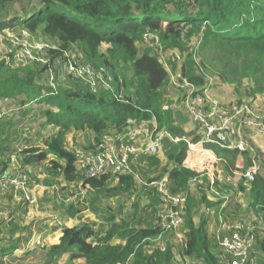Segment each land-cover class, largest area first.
Returning a JSON list of instances; mask_svg holds the SVG:
<instances>
[{
  "label": "trees",
  "instance_id": "obj_1",
  "mask_svg": "<svg viewBox=\"0 0 264 264\" xmlns=\"http://www.w3.org/2000/svg\"><path fill=\"white\" fill-rule=\"evenodd\" d=\"M16 1L0 0V31L8 25H18L33 35H43L57 46L46 49L47 61L43 66L38 61L11 66L6 60H0V101L20 99L22 105L32 101L46 105L44 126L56 129L44 138L42 145L21 150L23 162L45 161L43 163L66 183L78 182L106 196L131 197L138 190L135 161L147 162L146 171L157 169L155 176L146 177L148 185L152 186V192L149 189L148 195H143L148 202L132 198V214L125 215L119 222L112 216L104 230L98 231L85 223L64 226L58 241L44 246L47 261L67 253L69 260L83 258L85 264H124L128 260L129 264H172V233L159 237L155 213L161 199L157 197V186L151 184L166 176L170 193L186 195V201L180 205L183 223L179 255L198 259L202 264H224L211 247L208 218L201 215L198 222L195 220L198 201L190 195V178L194 174L183 167L187 156L184 141L174 143L164 139L162 150L131 160L133 172L130 174L108 172L99 177H86L78 167L74 150L66 147L64 135L67 131L83 132L87 137L83 148H91L105 134L127 140L131 123L139 125L146 121L149 128L156 126L157 130L165 128L173 135H188V130L173 118L172 101L164 93L170 81L169 72L157 49L143 40L146 32L159 38L164 52L174 50L184 55V62L179 66L172 62V68L198 89L207 83V78L200 72L203 61L196 62L193 58V48L185 52L193 36H198L203 51L217 52L215 62L222 65L219 71L222 81L238 88L246 80L248 97L264 92V0H39L36 7H23L21 14L10 16L9 8ZM103 43L109 44L110 58L100 52ZM72 49L80 52L85 62L102 65L106 70L109 67L113 70L120 63L130 75L123 73L118 80L114 74L117 88L113 91L111 88L94 91L89 84L83 86L80 82L56 89L40 84L37 78L42 71L53 66L56 59H65V53ZM121 87L123 96H120ZM164 105H168V109H163ZM5 120L2 118L0 124ZM194 136L193 141L200 137ZM7 140L0 132V143ZM2 149L0 146V153ZM161 151L165 159L163 167L160 166ZM237 153L239 150L220 152L231 168H234ZM7 170L8 164L4 162L0 178ZM10 176L5 173V177ZM250 184L248 204L262 224L251 257L264 264V178L256 176ZM245 188L240 182L239 189ZM200 193L199 202L208 205L221 202L208 199L204 190ZM79 210L72 207L69 214L73 216ZM160 238L162 241L158 242ZM20 241L21 238L0 248V256L18 249Z\"/></svg>",
  "mask_w": 264,
  "mask_h": 264
},
{
  "label": "rangeland",
  "instance_id": "obj_2",
  "mask_svg": "<svg viewBox=\"0 0 264 264\" xmlns=\"http://www.w3.org/2000/svg\"><path fill=\"white\" fill-rule=\"evenodd\" d=\"M38 3L39 0H18L9 8V14L10 16L18 13L21 14L23 7L27 9L34 8ZM22 29L18 25H8L6 29L0 31V60H6L11 66H23L31 62L26 58L25 53L21 55L22 49L20 51V48L23 43L26 49L31 48L32 54L36 55V59L32 61H38L42 63L40 66H43L47 61V57L44 56L46 49L57 46H55L53 41L41 34L33 35L27 30L25 33H22ZM153 42L148 40V44L150 45H153ZM199 42L198 36H193L185 52L187 54L193 48L194 60L196 62L203 61L204 67L200 72L207 80H212L214 85L211 87V93L220 103L227 105L238 100H240L239 102L251 103L264 102V92L256 94L254 98L247 96L249 83L246 80L238 88L233 83L222 81L219 77L222 65H217L218 63L215 62L217 52L214 50L203 51L199 46ZM143 45H140V47L144 48ZM40 46H43L44 49H38ZM107 48H109V44H101L100 52L110 58L107 54ZM164 53L165 57L163 60L166 68L169 72L175 73L171 63L175 62L176 66H179L184 62V55L174 50ZM79 64H90L94 67L95 71L91 72L87 69H82L79 67ZM99 67L105 71L100 72ZM99 67L85 62L82 54L72 49L65 53V59H56L53 66L46 71H42L37 81L42 85L55 89L58 86L70 87L74 83L80 82L83 86L89 84L90 89L94 91L100 88H111L110 90L113 91L117 88L114 74H116L118 80H121L123 73L126 76L130 75V72L128 70L125 71L120 63H117L113 70L110 67L106 70L102 65ZM167 83L164 93L172 101L173 118L177 123L183 124L185 131L188 130V135L186 134V136L194 138L196 134L195 125L186 113L184 105L178 104L177 100H175L177 92L179 94L180 90L172 83ZM236 90H238V93H236ZM123 95L124 88L121 87L120 96ZM45 108H47L46 105L37 104L34 101L25 105L21 104L20 99L0 101V122L2 118L6 119L3 125L0 124V132L3 138H8L7 141L0 143V146H3L0 153V168H2L4 162H7L8 175L20 173L26 177V185L23 190L13 186L9 182H3L0 185V248L9 246L21 238V241L18 242V249H15L11 254L0 256V264H85L83 258H77L73 261L69 260L67 253H63L48 262L44 246L57 242L61 235V229L64 226L85 223L98 231L104 230L112 216H115V222H119L125 215L132 214V201L142 198L143 201L148 202V198L143 197V195H148L149 189L152 192V186L148 185L146 177L155 176L157 169L148 168L146 171L148 163L141 160L135 161L138 190L131 197L122 194L118 196H106L87 185L82 186L78 182L66 183L61 175L56 174L44 164L46 163L45 161H43L44 163L39 162L34 164L24 163L21 150L26 146L42 145L44 138L50 132L56 130L51 125L44 126L45 116L43 115V110ZM131 124V132L137 129L152 130V128L148 127V121L139 125L135 123ZM64 138L65 145L70 150L87 145V137L84 136L83 132L67 131ZM260 142V145L254 146V150L251 152L237 153L236 162L232 170L228 164L226 166V161H223L221 154L214 152L211 145L208 146L209 144H214V146L219 147L216 143L196 146L189 151L190 153H187L188 155H192L190 166L196 170V173L191 175V178L196 179H190V195L198 201L195 220L198 222V218L201 215L208 218L207 231L213 252L217 255L223 254L224 250L216 244L217 241L212 232L218 227L220 219L228 220L233 225L241 223L246 229L256 227V234L260 233L262 224L248 204L247 196L249 189L247 188L251 184L246 182L242 176V172L250 166H255V176L264 178V140L262 139ZM219 149L221 151L220 147ZM159 150H162V144ZM159 155L162 159L160 166L163 167L165 159L162 151ZM214 155L216 159L213 158ZM50 157L53 156L50 155ZM200 158H203L204 162L199 161ZM199 164L202 167H198ZM143 171L146 172L147 176L142 173ZM7 172L2 174L0 180L4 179L3 177H5V173L7 174ZM210 178L216 181H213L211 184L209 183ZM240 182L246 187L244 190L239 189ZM202 190H204L206 197L211 201L217 203L220 200L219 206L223 203L222 200H226L224 208L229 212L227 218L223 214L226 210L224 212L223 210L220 211L221 207L217 208V204L208 205L205 202H199ZM151 195L153 196V194ZM27 198L30 199V202L27 201ZM72 207L80 209L73 216L69 214ZM181 230L180 227L170 237L174 251L173 264H202L198 259L181 257L179 255V249L182 245ZM161 237L163 238V234ZM162 238L157 239V241H162ZM159 245L161 246L162 243ZM223 262L224 264H230L229 261Z\"/></svg>",
  "mask_w": 264,
  "mask_h": 264
},
{
  "label": "built area",
  "instance_id": "obj_3",
  "mask_svg": "<svg viewBox=\"0 0 264 264\" xmlns=\"http://www.w3.org/2000/svg\"><path fill=\"white\" fill-rule=\"evenodd\" d=\"M21 31L25 33L26 30L22 29ZM143 40L154 41L150 46L157 49L161 58L165 57L162 43L158 37L146 32L143 34ZM25 47L22 43L21 55L25 53L28 60H35L36 55L32 54L31 48L26 49ZM40 48L44 49L43 46L38 47V49ZM79 67L91 72L95 71L90 64H79ZM99 70L100 72L105 71L103 68ZM169 79L170 83L182 92V104L195 125V133L200 135V138L193 142L189 136H176L165 128L157 130L156 126L151 131L147 128V131L144 129L132 131L127 140L121 137L115 139L112 135L105 134L98 143L94 142L91 148L80 147L74 150L78 167L84 176L99 177L108 172L130 174L133 172L131 160L155 153L161 148L164 139H169L174 143L184 141L187 153H190L189 151L196 146H203L207 143H216L221 150L235 149L242 153L251 152L254 150V146L260 145V140H264V102L236 101L224 105L211 93L213 84L211 79L207 80V83L200 89L190 83L179 71L169 72ZM163 109H168V105H164ZM138 134L139 138L137 139L136 135ZM188 165L190 166V163L187 158L183 162V167L188 169ZM255 171V166H250L242 172L243 179L250 183L256 177ZM3 178L0 180V185L3 182H9L22 190L25 188L26 177L23 174L18 173L9 178ZM212 179L210 178V181ZM210 181L209 183L212 184L216 180ZM151 184L157 186L161 199L160 207L155 213L160 237L164 233L174 232L181 227L183 212L180 205L186 201V195L170 193L166 176ZM224 198L226 197L224 196ZM27 199L30 202V199ZM225 203L224 201L222 206ZM219 215L221 214L219 213ZM212 234L216 238V244L224 250L223 254L217 255L222 261H229L230 264H260L251 257V250L256 244V227L246 229L241 223L233 225L228 220L220 219L218 227ZM124 264H129V260Z\"/></svg>",
  "mask_w": 264,
  "mask_h": 264
},
{
  "label": "crops",
  "instance_id": "obj_4",
  "mask_svg": "<svg viewBox=\"0 0 264 264\" xmlns=\"http://www.w3.org/2000/svg\"><path fill=\"white\" fill-rule=\"evenodd\" d=\"M169 82H170V81H169ZM175 100H177L178 104H182V92H181V91L179 92V94H178V92H177V96H176V99H175ZM189 123H190V122H189ZM182 125H183V124H182ZM136 136H137V139H138V138H139V135H136ZM210 145L212 146V148H213L212 150H213L214 152H218V153L221 152L220 149H219V147L214 146V144H213V145H212V144H209L208 146H210ZM211 152H212V151H211ZM196 153H197V152H196ZM196 153H195V154H196ZM191 156H192L191 154H189V155L187 154L186 159L189 158V157L192 158ZM213 158L216 159V156L214 155ZM188 161H189V163H190V160H188ZM199 161L204 162V159H203V158H200ZM209 161H211V159H209ZM223 161H224V160H223ZM212 162H213V161H212ZM226 166H227V164H226ZM198 167H202V165L199 164ZM187 168H188V171L191 172L192 174H195V173H196V170H194L193 168H191V166L188 165ZM230 168H231V167H230ZM200 169H202V168H200ZM231 170H232V168H231ZM212 171H213V170H212ZM201 174H203V173H201ZM209 177H210V176H209ZM208 199H209V198H208ZM222 201H223V200H222ZM224 201L226 202V200H224ZM224 201H223V202H224ZM224 205H226V204H224ZM224 205H223V206H222V204H221L220 206H219V205H216V207H217V208H220V207H221V208H220V211L223 210V212H224V211L226 210L225 212H227V209L224 208V207H225ZM217 208H216V209H217ZM225 212H224L223 214H224L225 217L227 218V214H229V212H227V213H225ZM170 233H173V232H170ZM163 236H164V234H163ZM172 264H173V263H172Z\"/></svg>",
  "mask_w": 264,
  "mask_h": 264
}]
</instances>
